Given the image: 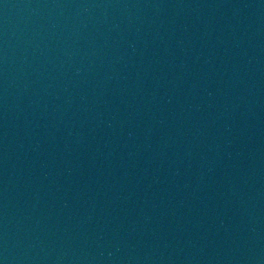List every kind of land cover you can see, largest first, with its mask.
<instances>
[{
  "label": "water",
  "instance_id": "1",
  "mask_svg": "<svg viewBox=\"0 0 264 264\" xmlns=\"http://www.w3.org/2000/svg\"><path fill=\"white\" fill-rule=\"evenodd\" d=\"M0 264H264V0H0Z\"/></svg>",
  "mask_w": 264,
  "mask_h": 264
}]
</instances>
